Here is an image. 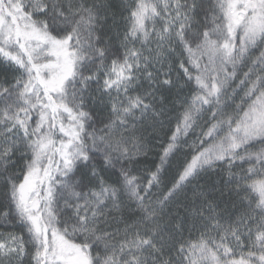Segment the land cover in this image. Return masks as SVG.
<instances>
[{"label":"snow or ice","instance_id":"snow-or-ice-1","mask_svg":"<svg viewBox=\"0 0 264 264\" xmlns=\"http://www.w3.org/2000/svg\"><path fill=\"white\" fill-rule=\"evenodd\" d=\"M0 264H264V0H0Z\"/></svg>","mask_w":264,"mask_h":264},{"label":"trees","instance_id":"trees-1","mask_svg":"<svg viewBox=\"0 0 264 264\" xmlns=\"http://www.w3.org/2000/svg\"><path fill=\"white\" fill-rule=\"evenodd\" d=\"M112 2L116 5L126 4L128 0H112ZM259 147V146H258ZM246 167V166H245Z\"/></svg>","mask_w":264,"mask_h":264}]
</instances>
